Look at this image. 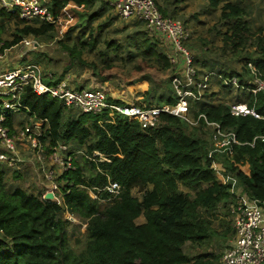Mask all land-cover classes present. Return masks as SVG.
I'll use <instances>...</instances> for the list:
<instances>
[{
	"label": "trees",
	"instance_id": "16d2710c",
	"mask_svg": "<svg viewBox=\"0 0 264 264\" xmlns=\"http://www.w3.org/2000/svg\"><path fill=\"white\" fill-rule=\"evenodd\" d=\"M207 1L212 10L222 4L219 21L229 22L223 34L224 45L245 61L241 71L222 72V78L250 81L249 63L259 70L264 68V29L251 33L245 9L238 4ZM48 3L54 17H61L67 6L86 11L98 3L108 6L100 0ZM158 9L166 17L165 11ZM98 16L99 13L89 14L87 20ZM0 19L14 26L12 40L5 42L4 48L18 45L25 37L37 39L56 29L51 24H25L3 13ZM159 40L146 32L135 35L133 41L138 61L133 68L134 83H150V77L159 79L160 71L169 74L162 86L164 91L158 93L161 86L157 83L149 85L140 95L139 106H173L178 100L171 85L174 70L168 53L156 50ZM85 42L59 45L71 61L92 69L101 82L112 81L113 64L98 69L82 60L85 47H93V41ZM247 48L254 51L245 53ZM50 76V82L44 80L46 83L55 85L64 80L63 76ZM90 87L89 90L103 91L111 103L128 104L104 85ZM190 102L189 116L196 104ZM19 104L18 112L33 119V124H42L40 140L46 150L57 144L74 143L82 154L81 162L76 161V156L73 168L56 178L57 202L44 200L45 192L32 195L22 187L7 191L0 165V264H214L218 257L209 259L210 253L189 256L184 247L208 243L216 234L209 213L229 203L230 185L217 181L216 168L235 177L242 194L257 201L264 210V142L260 140L264 138V91L249 94L245 102L258 118L233 115L231 105L225 103H202L196 107L192 113L194 121L203 115L223 132L234 134L238 142L218 150L200 137L203 120L193 126L182 118L161 114L157 124L148 129L118 114L113 123L106 122V114L94 116L67 108L48 95H36L30 86L21 90ZM4 125L10 134L15 132L9 114ZM93 152L106 161L98 157L93 161ZM109 181L119 186L117 197L112 198L107 192H100L97 199L90 197L91 191L104 188ZM135 186L150 189L137 198L131 193ZM65 214L85 226L83 240H77L72 247L66 234L71 221ZM140 217L144 222L136 224Z\"/></svg>",
	"mask_w": 264,
	"mask_h": 264
},
{
	"label": "rangeland",
	"instance_id": "374dc122",
	"mask_svg": "<svg viewBox=\"0 0 264 264\" xmlns=\"http://www.w3.org/2000/svg\"><path fill=\"white\" fill-rule=\"evenodd\" d=\"M48 2V0H44ZM158 7L166 13V17L180 21L188 30L189 38L185 46L193 56V70L196 72L195 80L201 81L207 77L206 88L201 90L199 100H191L192 111L190 118L193 119L192 113L202 103H211L217 105L225 103L228 105L245 104L249 98L247 90H236L227 88L221 84L222 72L241 71L245 61L238 55H234L223 42V34L226 33L229 22L219 21L220 7L212 10L208 7L207 0H155ZM238 4L245 9V20L250 27V32L257 34L259 29H264V0H223ZM103 6L98 3L89 11L73 6H67L61 15V24L56 27L55 31L50 32L43 37L33 38L25 37L16 46L6 48L3 53V61L0 62V73L12 71L25 67L27 65H36L39 67L42 76L53 75L56 77L63 76L69 86L77 88L81 86L84 90H89L92 85H104L115 96L125 102H134L139 104L140 95L144 93L149 85L154 86L157 83L161 86L158 93L164 91L162 86L164 80L169 75L160 71L159 79H152L151 82H136L134 66L138 61L135 57L133 41L135 35L146 33L145 26L142 22L134 19H121L109 6ZM99 13V16L87 20V15ZM82 16V18H81ZM14 26L12 22L0 19V42L5 43L12 40ZM158 38V37H157ZM156 46L157 51H168V45L161 38ZM81 41L91 43L93 47H85L81 58L87 64H94L98 69L107 64H113L111 72L112 81L101 82L98 77L92 74V69L83 66L76 60H70L68 55L60 49L59 42L65 44H78ZM27 42L30 45L25 48L23 44ZM37 44V46H34ZM254 48H247L245 53L251 54ZM25 54L22 55V53ZM243 55V54H242ZM245 56V54L243 55ZM182 63L178 67L181 73ZM52 77V76H51ZM99 90L100 89H94ZM0 97V104H1ZM76 111V110H75ZM15 130L25 127L31 128L33 119L21 112L11 111L9 113ZM35 132H40L39 128H32ZM200 137L209 143L210 131L204 127L199 130ZM70 151L78 152L77 162L82 154L81 148L74 143L68 144ZM20 163L8 166L0 162L1 169L4 170L5 188L11 192L17 187H22L32 195H42L48 191L56 178L60 175L59 169L52 165L45 154L41 162L37 161L28 145L22 143L17 145ZM0 153L7 154L6 149L0 145ZM54 170L55 176L49 182L44 178V172ZM216 177L218 182L230 185L228 189L229 203L227 206L220 205L218 209L209 213L212 218V228L216 231L215 236L203 244L201 247H194L186 244L184 252L189 256H199L210 253L211 257H218L214 264H221V255L232 242L234 233L231 228V217L229 213L230 206L237 201H245L240 189H236L238 184L235 177L229 172L221 171L216 168ZM135 186L131 193L134 197L140 198L145 190ZM180 189L187 193L182 187ZM45 193L43 194L44 197ZM94 196V193L91 192ZM205 216V214L203 215ZM66 219H71L65 214ZM74 220V219H73ZM136 224L144 222L143 217L138 218ZM85 226L78 220L71 221L66 229L69 246H74L76 241H82L84 238Z\"/></svg>",
	"mask_w": 264,
	"mask_h": 264
},
{
	"label": "built area",
	"instance_id": "2783aa9c",
	"mask_svg": "<svg viewBox=\"0 0 264 264\" xmlns=\"http://www.w3.org/2000/svg\"><path fill=\"white\" fill-rule=\"evenodd\" d=\"M106 3L121 19H134L142 22L146 32L154 37L161 38L168 45V58L172 65L174 74L171 78V85L177 97V103L173 106L162 105L145 107L134 102L127 105H116L108 101V97L99 90H77L69 86L65 80L53 85L50 82L51 76L43 77L36 65H27L12 71L0 73V145L7 154L0 153V162L8 166L20 163L17 145L25 143L33 153L37 161L41 162L46 154L52 165L59 169L60 174L73 168L72 162L76 159L78 152L70 151L68 145L57 144L46 150V145L40 140L41 123H34L31 128L15 130L10 134L8 127L4 125L6 116L11 112H18L20 108L19 95L23 87L30 86L33 93L38 96L48 95L59 100L65 107L74 108L81 113L88 115L106 114L108 121H114L116 114L135 120L142 129L152 128L157 124L161 114H168L184 119L193 126H197L200 120L204 121V128L210 131L209 143L213 149L218 150L227 147L229 144H238L234 134L221 130L218 124L208 122L203 115H198L194 121L188 115L189 102L201 98V90L206 88L207 77L201 81L195 80L196 72L193 70V56L186 48L189 33L185 26L178 20L164 17L158 9L155 0H100ZM13 17L25 24H51L60 26L61 17H54L49 8V3L44 0H0V14ZM30 43L25 42L23 47L27 48ZM37 46V44H34ZM6 51L4 44L0 42V62L3 61V53ZM25 52L22 53V55ZM183 66L180 73L177 69ZM251 76L250 81L239 82L237 78H222L221 83L227 88L236 90H247L251 95L264 91V68L259 70L252 64L247 65ZM46 78V79H45ZM194 89L196 90L194 92ZM233 115H251L258 118V115L246 104L231 105ZM101 123V122H99ZM39 128L35 132L32 128ZM264 142V138H260ZM98 157L106 161L99 153L93 152L92 159ZM94 161V159H93ZM44 172V178L51 181L55 171L50 169ZM58 190L56 182L52 184L47 192L54 193ZM92 192V191H91ZM89 193L92 199H97L100 192H107L112 198L119 195L120 189L115 182L109 181L102 189H96L94 196ZM55 197V196H54ZM55 202L57 198L55 197ZM231 217V228L234 233L232 242L221 255V264H262L264 263V210L257 201H237L229 209ZM70 221H74L72 218Z\"/></svg>",
	"mask_w": 264,
	"mask_h": 264
},
{
	"label": "water",
	"instance_id": "95a60500",
	"mask_svg": "<svg viewBox=\"0 0 264 264\" xmlns=\"http://www.w3.org/2000/svg\"><path fill=\"white\" fill-rule=\"evenodd\" d=\"M43 199L47 200V201H54L55 197L53 196V194L51 192H47V193H45Z\"/></svg>",
	"mask_w": 264,
	"mask_h": 264
},
{
	"label": "crops",
	"instance_id": "0c3cea01",
	"mask_svg": "<svg viewBox=\"0 0 264 264\" xmlns=\"http://www.w3.org/2000/svg\"><path fill=\"white\" fill-rule=\"evenodd\" d=\"M236 186H237L236 189H240L238 184H237ZM242 197L245 198L247 201L250 200V199H248L245 195H243Z\"/></svg>",
	"mask_w": 264,
	"mask_h": 264
}]
</instances>
